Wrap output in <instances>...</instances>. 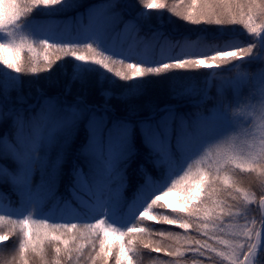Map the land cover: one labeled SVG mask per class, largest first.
Listing matches in <instances>:
<instances>
[{
    "label": "snow or ice",
    "instance_id": "6c2138e0",
    "mask_svg": "<svg viewBox=\"0 0 264 264\" xmlns=\"http://www.w3.org/2000/svg\"><path fill=\"white\" fill-rule=\"evenodd\" d=\"M137 3L216 26L219 37L200 56L137 59V47L169 42L163 31H143L150 12L126 15L130 4L101 0L58 19L79 0H0V127L7 126L0 185L10 189L0 190V248H15L0 264H139L143 250L169 257L163 264H182L188 252L214 264L264 262V0ZM232 26L250 40H224ZM63 58L75 62L67 82L54 73ZM201 69L218 70L203 88L170 78L173 70ZM43 73L50 76L36 83L33 97L23 77L38 81ZM161 77L169 102H134L147 94L150 78ZM116 80L125 84L119 92ZM250 205H258V220L249 218Z\"/></svg>",
    "mask_w": 264,
    "mask_h": 264
},
{
    "label": "trees",
    "instance_id": "16d2710c",
    "mask_svg": "<svg viewBox=\"0 0 264 264\" xmlns=\"http://www.w3.org/2000/svg\"><path fill=\"white\" fill-rule=\"evenodd\" d=\"M122 1L123 0H121V2ZM172 2L173 0H169V4H171ZM98 3H101V0H79L80 6L77 9L61 14V16L58 17V19H62L66 16H74L76 12H84L86 9H88L90 5H96ZM125 3L131 5L126 15L134 16L136 15L137 12L145 11L139 6L137 0H125L124 4ZM147 12H150L151 16L148 23L144 24L143 31L149 34L157 30L163 31L164 34L168 37L169 42H163L162 46L156 48L155 50L152 49L145 50L143 46H139L135 49V54L137 58L147 57L148 59L151 60H168V59H175L185 56H194V57L200 56L203 54H207L209 52L210 47H214L213 41L219 37L218 35L219 33L217 32L219 29L216 26L190 25L179 20L176 17L171 16L166 11L163 13H157L155 10H147ZM36 16L40 21H44L46 19L44 13L42 12H37ZM160 22L162 23L164 22L163 26L160 25ZM202 30H204L206 34H203L204 32ZM53 31L56 36H62V33L60 32L59 29H53ZM241 31L243 30L240 26H232L224 33L223 39L228 40L230 37L235 36V37H239L240 42H245V39L243 38V34H240L242 33ZM201 37L204 38L205 40L204 43H200L198 41V38ZM122 39H126V38H122ZM185 40L187 41V44L185 46H176L177 41H180L181 44L183 45ZM116 44H120V41H117ZM125 47H127V45H125ZM8 56L11 57L12 54H9ZM74 64L75 62L71 58H63L61 62H58V64L54 66L55 75L58 76L61 81L67 82L68 76L71 75ZM61 69H66L68 75H63ZM207 75L208 72L204 69L196 70V71L173 70V72L170 74V78H179L183 80L185 84H195L197 88H203L205 85L204 81ZM49 76H50L49 73H43L40 75L38 81L35 80L30 75L23 77L25 82V90L31 91L33 97H35L37 95L36 87H35L36 83L43 85L44 80ZM29 84H31L32 86L29 87ZM115 84L119 85V87L114 88V91L116 92H119L120 88L125 86L124 82L118 80L115 81ZM215 93H216V88L212 87L209 90L210 96L214 97ZM148 100H152L157 104H164L169 102L167 78L164 77L150 78L148 83L147 94L144 97L140 98V100L134 102L144 103ZM113 103L119 106L118 101L114 100ZM211 103L212 101H209L205 105V107H210ZM184 110L191 111L194 109H192L191 106H188ZM6 127L7 126L0 127V133L5 131ZM136 178H137L136 176H132L133 183L135 182ZM243 179L246 187L252 186L253 191L259 192V190L254 186V181H252L248 177H244ZM0 190H2L4 193H10V189L7 185H0ZM59 191L61 194L67 195L63 185L60 187ZM11 199L13 201H16L17 198L15 196H12ZM4 203L5 204L8 203L7 197L5 198ZM249 208H250L249 215L257 218L258 220L260 216V211H258V205H250ZM84 219L82 221L79 220L80 222L78 221L75 222L78 223L88 222L87 219L85 220ZM146 224L154 230H170L173 232H180L181 234H183V230L177 229L174 226L159 225L156 224L155 222H146ZM188 235L193 236L195 238H201L198 233L191 231L188 233ZM150 239L155 240L160 238L150 237ZM15 241H17V237L13 236L8 243L13 244V242ZM165 243H172V242L165 241ZM14 251L15 248H8L7 250L0 248V256L6 257L7 259L10 260L11 256L14 254ZM169 259L170 258L164 256L163 253H153L150 252L149 250H143L141 257L139 258V264H163L164 261H168ZM214 260H215V264H225L224 262L219 261L218 258H214ZM193 261H197V262L202 261L203 264H214L213 260H208L205 259L204 257H199L191 252L186 253L185 257L183 258L182 264H193Z\"/></svg>",
    "mask_w": 264,
    "mask_h": 264
},
{
    "label": "rangeland",
    "instance_id": "374dc122",
    "mask_svg": "<svg viewBox=\"0 0 264 264\" xmlns=\"http://www.w3.org/2000/svg\"><path fill=\"white\" fill-rule=\"evenodd\" d=\"M121 3H122V2H121ZM122 4H123V3H122ZM199 31H200V30H199ZM202 31L204 32L203 34H206V32H205L204 30H202ZM197 32H198V31H197ZM217 32L219 33V30H218ZM241 32L243 33V38L245 39V43H246L248 40H250V37H248L244 31H241ZM218 33H217V34H218ZM238 34H239V33H238ZM218 35H219V34H218ZM217 37H218V36H217ZM9 54H11V53H7V55H9ZM254 94H255V99L253 100V103L256 104V103H258L259 100H260V86H259V85H257L256 89H254ZM177 196H178L177 194L172 195V196L168 197V200H169V201H171V200H175V199H177ZM249 218L251 219V218H253V217H251V216L249 215ZM254 218H255V217H254ZM240 223L243 224L244 221L241 220ZM258 225H259V224H257V227H258ZM223 262L227 264L226 261H223Z\"/></svg>",
    "mask_w": 264,
    "mask_h": 264
}]
</instances>
